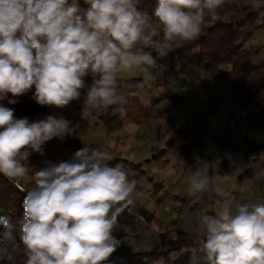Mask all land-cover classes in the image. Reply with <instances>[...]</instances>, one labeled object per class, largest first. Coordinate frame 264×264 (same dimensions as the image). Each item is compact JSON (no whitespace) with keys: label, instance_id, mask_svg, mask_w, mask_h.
I'll use <instances>...</instances> for the list:
<instances>
[{"label":"clouds","instance_id":"1","mask_svg":"<svg viewBox=\"0 0 264 264\" xmlns=\"http://www.w3.org/2000/svg\"><path fill=\"white\" fill-rule=\"evenodd\" d=\"M226 2L155 0L150 12L142 0H0V101L16 104L34 88L38 105L64 108L84 89L86 107L126 105L163 74L165 65L158 60L175 51L176 40L198 39L206 14L216 19ZM78 129L63 116L17 118L13 108L0 104V176L12 183L24 179L31 155H45L46 142H63ZM109 159L84 144L65 161H43L33 173L22 214L0 215V261L112 264L122 243L113 233L137 182L122 163ZM195 159L187 194L211 189L218 199L214 213L199 217L202 239L190 250L191 264H264V202L241 203L234 195L238 185L229 188L213 177L219 160ZM228 159L231 174L244 170L242 159Z\"/></svg>","mask_w":264,"mask_h":264},{"label":"crops","instance_id":"2","mask_svg":"<svg viewBox=\"0 0 264 264\" xmlns=\"http://www.w3.org/2000/svg\"><path fill=\"white\" fill-rule=\"evenodd\" d=\"M263 1L243 0L252 7L259 6ZM155 26L159 29L158 24ZM180 44L177 39L174 48ZM158 63L165 65L163 74L136 94L148 107H151L152 99L160 98L151 109V119L145 123L134 122L126 116L124 105L100 110L82 105L83 114L90 117L93 128H96L90 130L89 135L93 138L90 136L88 145L96 144L97 151L106 152L110 157L107 163L125 159L138 165L123 164L129 179L137 182L130 197L132 207L145 208L159 222L172 220L175 228L180 227L198 240L202 239L199 217L204 213H214L218 197L211 189L195 197L187 194V177L196 167L195 158L210 163L219 160L218 166L213 164L212 175L229 188L237 183L241 173L252 170L254 174L242 182L237 200L241 203L264 202V150L248 148L244 143V137L248 136L259 145L264 140V130L247 128L244 110L232 103L229 82H214L202 65L191 66L169 55ZM134 77L140 78L137 75L122 79ZM81 92L79 100L83 103L85 90ZM52 110H56L55 107L47 106L46 113ZM85 117L81 120L89 126L90 122H86ZM228 118L234 121L228 129L225 127L227 132L233 130L232 148L218 132ZM186 126H198L204 131L200 147L191 159L179 150L182 138L177 131ZM170 139L173 141L171 145L168 144ZM163 149L167 150L164 156L153 158ZM229 156L237 163L242 159V172L231 174L233 167L230 166ZM179 160L184 161V166Z\"/></svg>","mask_w":264,"mask_h":264},{"label":"trees","instance_id":"3","mask_svg":"<svg viewBox=\"0 0 264 264\" xmlns=\"http://www.w3.org/2000/svg\"><path fill=\"white\" fill-rule=\"evenodd\" d=\"M154 3L155 0H142V7L151 12ZM180 41V46L169 56L181 59L191 66L202 65L214 82H229L232 89V103L244 110L247 128L264 130V1L259 6L252 7L243 0H227L218 10L216 19L206 14L204 30L198 39ZM136 79L139 78L134 77L124 81ZM85 82L90 85L91 77H86ZM33 93L34 89L30 96L18 97L16 104H8L7 99L0 101V104L13 108L17 118L27 117L30 121H35L44 116L47 106L38 105L32 99ZM9 98H12L11 94ZM159 100L160 98L152 99L151 107H148L142 103L139 96L134 95L124 105L126 116L134 122L145 123L151 119V109ZM177 134L182 138L180 152L191 159L194 151L200 147L204 135L203 129L198 126H186L179 129ZM69 138L77 150L82 148L76 138ZM172 142L170 139L168 144L171 145ZM244 143L248 148L264 150V140L256 145L253 139L246 136ZM49 146L51 145L46 142L45 147ZM166 152L167 150L163 149L153 158L162 157ZM28 159L30 172L24 179L12 183L0 176V212L4 211L14 219L22 214L21 204L26 191L33 186V173L44 167V164L35 162L33 158ZM115 163L138 166L125 159L109 162V164ZM253 174L252 170H247L238 176L236 185L239 189L242 182ZM17 183L21 188L16 186ZM239 193L240 190L234 193L236 198ZM131 208L132 204H128L118 217L117 230L113 235L122 243L110 257L112 264H190V250L195 247V237L180 227L175 229L174 236L170 232L159 233L150 248H134L125 241L126 236H136L138 232V224L130 213ZM136 211L147 223L153 222V214L145 208L137 207ZM21 260L22 257L18 258L17 264H21ZM4 262L7 261H0V264Z\"/></svg>","mask_w":264,"mask_h":264},{"label":"rangeland","instance_id":"4","mask_svg":"<svg viewBox=\"0 0 264 264\" xmlns=\"http://www.w3.org/2000/svg\"><path fill=\"white\" fill-rule=\"evenodd\" d=\"M31 91H29L27 94L29 95ZM82 105L84 106L81 100L73 101L69 106H66L64 108H55L56 110L54 111L52 110L51 112L46 113L44 116H42L41 119H44L48 115H53L56 117L63 116L64 118L70 120L73 125L78 124L79 125L78 132L70 137L76 138L80 142L82 147H84V144L88 145L91 139L93 138L89 134L93 129L96 128H93L92 120L90 119V117L87 118V116L85 117V115L83 114L84 111L82 112L83 110ZM77 107H79L78 108L79 110L76 109ZM83 117L86 118V122L87 121L90 122L89 126L81 120V118ZM48 144L51 146L45 147L44 145L45 153L50 154L48 160H51L53 163L65 161L69 159L77 151L75 144L71 141L69 137H65L63 142H61L59 138H53L51 141H48ZM90 147L96 150L95 147H97V145L94 144ZM29 158H33L35 162L40 164H43V161L47 160L44 159L39 153H36L34 156L31 155ZM130 213L133 215L132 217L134 221L138 224V232L136 236H126L124 240L128 241L134 248H150V246L153 244L159 233L170 232L171 235L173 236L175 235L174 231L176 228L172 220L163 223L155 220L154 217L152 223H147L145 219L140 214L137 213L136 208L132 207ZM0 215H6V213L2 211L0 212ZM170 218L172 219V217ZM196 241H197L196 238H194L195 247H196ZM2 264H7V262H4ZM200 264H203V262L201 261Z\"/></svg>","mask_w":264,"mask_h":264},{"label":"built area","instance_id":"5","mask_svg":"<svg viewBox=\"0 0 264 264\" xmlns=\"http://www.w3.org/2000/svg\"><path fill=\"white\" fill-rule=\"evenodd\" d=\"M234 124V121L231 119V118H228V119H226L225 120V123H224V125L225 126H223L222 128H219V130H218V132L221 134V136H223V138L226 140V143H227V146L229 147V148H232L233 147V142H232V140H231V135H233V130H229L230 132H227L226 131V128L228 129V126H231V125H233ZM226 127V128H225ZM36 153H34L32 156H34ZM44 159H49V157H50V154H48V153H45V155H43L42 156ZM19 188H21L20 186H19ZM200 240L201 239H198L197 241H196V246H197V244L200 242Z\"/></svg>","mask_w":264,"mask_h":264}]
</instances>
